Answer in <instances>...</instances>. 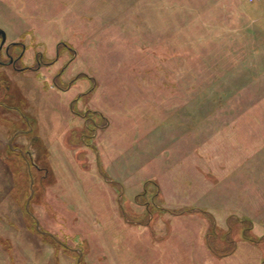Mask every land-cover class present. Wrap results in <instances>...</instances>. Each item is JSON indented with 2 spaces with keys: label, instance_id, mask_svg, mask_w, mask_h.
Wrapping results in <instances>:
<instances>
[{
  "label": "rangeland",
  "instance_id": "rangeland-1",
  "mask_svg": "<svg viewBox=\"0 0 264 264\" xmlns=\"http://www.w3.org/2000/svg\"><path fill=\"white\" fill-rule=\"evenodd\" d=\"M0 29V264H264V0H0Z\"/></svg>",
  "mask_w": 264,
  "mask_h": 264
},
{
  "label": "flooded vegetation",
  "instance_id": "flooded-vegetation-1",
  "mask_svg": "<svg viewBox=\"0 0 264 264\" xmlns=\"http://www.w3.org/2000/svg\"><path fill=\"white\" fill-rule=\"evenodd\" d=\"M18 47H21L20 44L18 43H6V34L3 39L1 33H0V67L4 68H11L14 72H22L25 70H28V67L25 66H19L21 63V59L24 53V48H22V52L19 56L16 55L14 52ZM0 107H2V103L0 102ZM15 112L17 111L16 109L12 108ZM24 119V118H23ZM27 122V121H26ZM21 132H17L15 136L19 135ZM13 152H17L21 156H24L22 151L19 149H12L10 148Z\"/></svg>",
  "mask_w": 264,
  "mask_h": 264
},
{
  "label": "water",
  "instance_id": "water-1",
  "mask_svg": "<svg viewBox=\"0 0 264 264\" xmlns=\"http://www.w3.org/2000/svg\"><path fill=\"white\" fill-rule=\"evenodd\" d=\"M0 33H1L2 37H3V39H4V37H5V32H4L3 30L0 29ZM30 182H31V184L33 183V180H32L31 177H30ZM32 195H33V191L31 190L29 200L32 198ZM26 210H27V207H26ZM35 224H36V229H37V231H38L39 233H41V234H43V235H46V236L52 238L55 242H57L58 244L61 245V242H60L56 237H54V236H52V235H50V234H48V233H44V232H42V231L39 229V225H38V222H37V221H35ZM81 257H82V254H81L80 251H78L77 264H80Z\"/></svg>",
  "mask_w": 264,
  "mask_h": 264
}]
</instances>
